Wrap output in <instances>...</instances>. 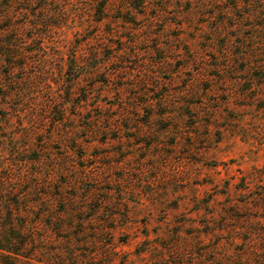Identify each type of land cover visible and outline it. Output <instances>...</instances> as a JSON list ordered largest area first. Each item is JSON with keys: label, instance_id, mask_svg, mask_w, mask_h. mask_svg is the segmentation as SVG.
Listing matches in <instances>:
<instances>
[{"label": "rangeland", "instance_id": "374dc122", "mask_svg": "<svg viewBox=\"0 0 264 264\" xmlns=\"http://www.w3.org/2000/svg\"><path fill=\"white\" fill-rule=\"evenodd\" d=\"M0 6L11 262L264 264V0Z\"/></svg>", "mask_w": 264, "mask_h": 264}, {"label": "trees", "instance_id": "16d2710c", "mask_svg": "<svg viewBox=\"0 0 264 264\" xmlns=\"http://www.w3.org/2000/svg\"><path fill=\"white\" fill-rule=\"evenodd\" d=\"M4 8V6H0V10L3 11ZM0 15L5 16L1 11ZM5 30L7 29L3 28L2 32ZM2 45H4V43ZM11 45L13 46V44ZM10 55L14 56V54L12 53H10ZM12 63L14 62L5 63V61H0V107L5 106L6 104H3L2 100L10 97L8 93L2 92V88H8V85H5L2 82L5 73H7V71H2V68L5 65L12 66ZM12 68L18 67L14 66ZM12 181L13 179L0 180V196H2L0 198V264H14V262H11V259H17L22 256V237L18 234L16 228L13 227L10 223V221L13 220L17 214L22 212V203H18V205H15V203L7 202V200L5 199L7 194L11 192L8 187L10 186V183H12Z\"/></svg>", "mask_w": 264, "mask_h": 264}]
</instances>
